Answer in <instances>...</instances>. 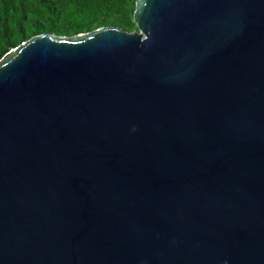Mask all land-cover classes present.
Wrapping results in <instances>:
<instances>
[{
  "label": "water",
  "instance_id": "95a60500",
  "mask_svg": "<svg viewBox=\"0 0 264 264\" xmlns=\"http://www.w3.org/2000/svg\"><path fill=\"white\" fill-rule=\"evenodd\" d=\"M133 19L0 59V264H264V0Z\"/></svg>",
  "mask_w": 264,
  "mask_h": 264
},
{
  "label": "trees",
  "instance_id": "16d2710c",
  "mask_svg": "<svg viewBox=\"0 0 264 264\" xmlns=\"http://www.w3.org/2000/svg\"><path fill=\"white\" fill-rule=\"evenodd\" d=\"M137 0H0V59L34 36L73 37L113 26L133 31Z\"/></svg>",
  "mask_w": 264,
  "mask_h": 264
},
{
  "label": "rangeland",
  "instance_id": "374dc122",
  "mask_svg": "<svg viewBox=\"0 0 264 264\" xmlns=\"http://www.w3.org/2000/svg\"><path fill=\"white\" fill-rule=\"evenodd\" d=\"M126 31L131 32V31H129V30H126Z\"/></svg>",
  "mask_w": 264,
  "mask_h": 264
}]
</instances>
